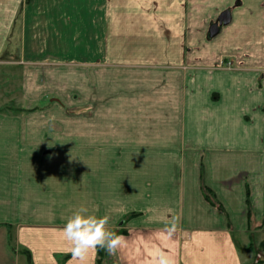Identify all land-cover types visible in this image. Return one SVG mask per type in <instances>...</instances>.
Returning a JSON list of instances; mask_svg holds the SVG:
<instances>
[{
	"label": "crops",
	"instance_id": "0c3cea01",
	"mask_svg": "<svg viewBox=\"0 0 264 264\" xmlns=\"http://www.w3.org/2000/svg\"><path fill=\"white\" fill-rule=\"evenodd\" d=\"M5 8L0 52L13 0ZM21 29L18 57L2 63L53 114H0V264H29L21 249L33 264H69L62 229L81 206L127 239L104 264H154L160 251L175 264H253L264 0H28Z\"/></svg>",
	"mask_w": 264,
	"mask_h": 264
},
{
	"label": "rangeland",
	"instance_id": "374dc122",
	"mask_svg": "<svg viewBox=\"0 0 264 264\" xmlns=\"http://www.w3.org/2000/svg\"><path fill=\"white\" fill-rule=\"evenodd\" d=\"M0 20L5 19L6 8L9 1L12 0H0ZM14 2V12L13 19L11 23L10 30L4 38L5 44L3 50L0 52V114H11V115H37L42 112V114L47 111L53 114L49 108L51 103L48 100L49 97L42 101H30L24 96V92L21 85L20 69L16 64H4V60H14L18 57L21 50V36H22V11L23 6L28 2V0H13ZM49 102V103H48ZM46 103V104H45ZM6 109V110H1ZM19 109V110H14ZM72 113L78 115L89 114V109L78 108L72 109ZM46 113V114H47ZM57 114V113H54ZM11 234H14L13 242L11 245L15 246L16 236L15 230L13 228L9 229ZM257 243V242H256ZM264 245V244H263ZM261 253V258L256 261V255ZM23 262V261H22ZM264 264V251L263 246L258 245L256 247V254L254 257L253 264Z\"/></svg>",
	"mask_w": 264,
	"mask_h": 264
},
{
	"label": "clouds",
	"instance_id": "9594fccd",
	"mask_svg": "<svg viewBox=\"0 0 264 264\" xmlns=\"http://www.w3.org/2000/svg\"><path fill=\"white\" fill-rule=\"evenodd\" d=\"M178 217H173L167 234L171 237L178 226ZM110 217H98L89 214V210L81 206L68 218L62 229V236L69 245L71 260L69 264H87L90 251L104 250L109 255L123 251L127 247V239L108 229ZM154 264H175V260L164 251H160Z\"/></svg>",
	"mask_w": 264,
	"mask_h": 264
},
{
	"label": "trees",
	"instance_id": "16d2710c",
	"mask_svg": "<svg viewBox=\"0 0 264 264\" xmlns=\"http://www.w3.org/2000/svg\"><path fill=\"white\" fill-rule=\"evenodd\" d=\"M1 110H6V109H1ZM14 110H19V109H14ZM204 191H205V194H206L207 199L211 203H213L216 206H218L219 208H222L223 209V205L217 199L215 192L211 188H209L208 186L205 185L204 186ZM248 200H249V198H248ZM249 205H250V202H249ZM13 239H14V234H11L10 233V240H11V242H13ZM263 244H264V242H263ZM20 252L26 255L27 261H28L29 264H33V262H32V256H31V253H30V251L28 249H21ZM107 256H108L107 252H105L104 250H99L98 249V260H97V264H104L105 260L107 259Z\"/></svg>",
	"mask_w": 264,
	"mask_h": 264
},
{
	"label": "water",
	"instance_id": "95a60500",
	"mask_svg": "<svg viewBox=\"0 0 264 264\" xmlns=\"http://www.w3.org/2000/svg\"><path fill=\"white\" fill-rule=\"evenodd\" d=\"M229 19V17H225L224 15L221 16L218 20V22L214 25V28L212 30H217L223 22H226Z\"/></svg>",
	"mask_w": 264,
	"mask_h": 264
},
{
	"label": "built area",
	"instance_id": "2783aa9c",
	"mask_svg": "<svg viewBox=\"0 0 264 264\" xmlns=\"http://www.w3.org/2000/svg\"><path fill=\"white\" fill-rule=\"evenodd\" d=\"M261 257H262V256H261V253H258V254H257V259H258V258H261ZM257 261H258V260H257Z\"/></svg>",
	"mask_w": 264,
	"mask_h": 264
}]
</instances>
